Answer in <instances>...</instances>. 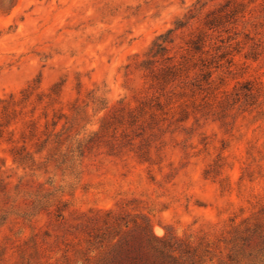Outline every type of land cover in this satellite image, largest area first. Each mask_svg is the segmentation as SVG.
Wrapping results in <instances>:
<instances>
[{"label": "rangeland", "instance_id": "rangeland-1", "mask_svg": "<svg viewBox=\"0 0 264 264\" xmlns=\"http://www.w3.org/2000/svg\"><path fill=\"white\" fill-rule=\"evenodd\" d=\"M0 264H264V0H0Z\"/></svg>", "mask_w": 264, "mask_h": 264}, {"label": "trees", "instance_id": "trees-1", "mask_svg": "<svg viewBox=\"0 0 264 264\" xmlns=\"http://www.w3.org/2000/svg\"><path fill=\"white\" fill-rule=\"evenodd\" d=\"M237 13H239V11H237L236 9L230 11V14L232 15H236ZM170 33L171 31L169 30L165 34L159 35L152 44L153 48L156 49L153 52L152 58L155 59L159 57L161 59L159 66L151 70L149 76V89L155 90L156 93L162 92L166 88V86L180 79L184 74H187V71H189V63L192 60V57L187 58L182 56L179 60H175V57L165 56L164 53L167 50L166 44L170 43L168 38ZM200 42V37H197L195 40H191L189 43V45L191 46L188 48L187 52L193 53L192 56L197 54L200 51ZM226 55L227 53L220 55L218 57V62L221 61V59ZM155 62L158 63V59ZM202 67H205V70L201 71V80L204 82H208L212 76L211 70L208 66L202 65ZM217 67L218 66H216L215 68ZM195 68L196 64H193L191 69L194 70ZM197 82L198 81L196 75L193 85L196 88L197 85H199L197 84ZM160 97H162V95H159V97H156L155 99H145L143 101H140L135 108H121L114 111L113 114L109 117V119L103 120V122H101L99 129L96 132H92L88 139H84L83 141H77V151L79 152L82 149L83 145L86 142H90L93 137L111 129L114 122H117L121 125L122 122L126 119L129 125H134L146 117L150 121H162V118L166 115V112H164V108L159 99ZM183 112L184 111L182 110V113ZM56 125L57 124L55 123L52 124L54 128L56 127ZM113 131H116V129H113ZM24 159H27V155H25L23 159L21 157L13 158V163L21 166L22 161Z\"/></svg>", "mask_w": 264, "mask_h": 264}]
</instances>
